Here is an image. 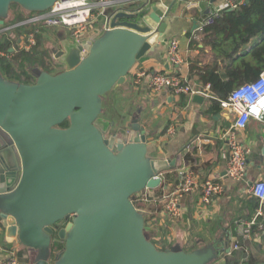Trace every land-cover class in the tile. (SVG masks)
<instances>
[{
    "label": "water",
    "instance_id": "1",
    "mask_svg": "<svg viewBox=\"0 0 264 264\" xmlns=\"http://www.w3.org/2000/svg\"><path fill=\"white\" fill-rule=\"evenodd\" d=\"M56 1L0 0V27L12 5L35 14ZM170 11L159 2L114 13L98 38L54 49L64 70L33 69L30 85L0 74V224L34 264H211L222 254L217 242L190 252L154 246L131 199L158 188L174 162L147 155L136 117L125 139L108 135L102 118L105 95L157 45ZM67 220L53 256V228Z\"/></svg>",
    "mask_w": 264,
    "mask_h": 264
},
{
    "label": "crops",
    "instance_id": "2",
    "mask_svg": "<svg viewBox=\"0 0 264 264\" xmlns=\"http://www.w3.org/2000/svg\"><path fill=\"white\" fill-rule=\"evenodd\" d=\"M128 1L125 7L129 10L144 3L143 0ZM238 1L245 3V0ZM159 2L171 7L165 18L167 28L163 36L130 71L124 85L110 92L112 97L117 96L118 100L125 102L123 122L127 127L130 119L136 117L145 130L147 155L152 159L174 162L172 168L160 174L162 182L158 188L140 193V198H146L145 202L139 201L144 205L141 213L147 220L146 231L164 246L178 245L189 252L217 242L222 254L214 264H225L228 258L231 264H264V233L254 232L251 238L245 239L236 228L240 220H251L257 208V202L245 191V185L258 180L264 182V120H251L238 134L240 142L249 148L250 155L246 164V183L232 184L225 174L229 155L222 134L232 124L233 117L222 109L215 112L209 101V90L206 86H197L191 72L193 66L202 69L213 63L211 49L198 27L216 10L220 0H154L149 5ZM106 23L104 18L99 19L94 24V34L103 33ZM37 38L42 47L50 50L53 60L56 59L52 50L60 51L64 44L72 43L68 30L63 28L41 29ZM169 40L180 43L181 63L177 66L167 62ZM56 63L61 65L58 60ZM220 66L222 68L223 63ZM61 67L60 70L56 68L57 73L64 70L63 65ZM137 70L175 75L193 88H199L207 97L199 95L203 100L198 103L189 96L175 97L169 90L154 94L147 83L134 86L132 74ZM119 89L121 91L117 93ZM104 119L109 120L107 116ZM109 121L112 125L113 122ZM168 129L173 130L170 137L166 135ZM183 168L190 170L200 185L212 180L223 183L224 190L209 204L202 203L200 189L183 195L180 200L181 217L172 220L164 213L162 197L178 187ZM158 193L160 197H157ZM0 245L16 252L17 256L19 252L24 253L27 259L18 258L21 264H34V254L30 250L16 239L5 236V224H0ZM234 245L238 250L233 249ZM7 258V254H0V260Z\"/></svg>",
    "mask_w": 264,
    "mask_h": 264
},
{
    "label": "built area",
    "instance_id": "3",
    "mask_svg": "<svg viewBox=\"0 0 264 264\" xmlns=\"http://www.w3.org/2000/svg\"><path fill=\"white\" fill-rule=\"evenodd\" d=\"M154 0H143L145 4H151ZM128 0H58L45 13H35L28 20L20 23L18 26H32L36 28L29 33L26 40L21 43L25 51H29L36 45L37 35L40 30L47 28H63L69 32L70 40L75 45H83L87 41L98 38L103 33L94 34V24L99 19H108L119 11H128L125 6ZM238 0H220L216 10L204 18L198 29L203 31L206 27H212L221 12L242 6ZM111 12L110 15L107 13ZM107 24V23H106ZM108 29L106 25L104 31ZM103 31V32H104ZM42 33V32H41ZM92 34H94L93 37ZM167 62L172 65H179L180 43L176 40L167 42ZM5 57L6 54H1ZM134 86L139 87L147 83L149 90L154 94H160L164 90H169L173 96H206L203 91H197L183 79L165 72H148L137 70L132 74ZM209 89V86H206ZM221 109L233 117V122L226 129L222 136L226 143V150L229 160L226 166L225 174L232 184L246 183L247 158L250 155L249 148L242 144L238 134L242 132L251 120H264V73L259 74L255 81L246 83L231 92L226 100L221 101ZM173 134L172 129H168L166 135L170 137ZM180 184L171 193L162 197L164 203V213L172 220L179 219L180 200L185 194H191L200 189L202 193L201 201L209 204L214 198L223 194V183L207 180L199 184L193 173L183 168L180 172ZM245 191L257 202L254 217L249 220H240L236 223L239 234L245 238H251L254 232L264 233V182L258 180L252 184L245 185ZM138 201L145 202L146 198H139ZM233 249L238 250L237 245ZM0 254H7L8 258L0 260V264H21L16 252L7 250L0 245Z\"/></svg>",
    "mask_w": 264,
    "mask_h": 264
},
{
    "label": "trees",
    "instance_id": "4",
    "mask_svg": "<svg viewBox=\"0 0 264 264\" xmlns=\"http://www.w3.org/2000/svg\"><path fill=\"white\" fill-rule=\"evenodd\" d=\"M242 4L234 11L221 12L214 26L204 28L202 33L211 49L213 63L202 69L196 66L191 69L197 86H209V101L215 112L221 109V101L226 100L236 88L255 81L259 74L264 73V0H249ZM10 10L9 19L0 27V74L7 81L30 85L34 82L33 69L50 72L51 52L40 45L38 38L36 45L28 52L21 47L28 34L36 28L18 25L28 20L33 13H26L15 5ZM107 14L110 15L111 12ZM220 63H223L222 68ZM67 127V122L60 126L63 129ZM160 195L158 193L157 197ZM141 196L142 194H137L131 199L139 212L144 208L138 201ZM146 226L147 220L145 229ZM61 227L56 225L53 228V256L63 247L56 234ZM146 232L149 236V232ZM149 238L160 251L171 247L164 246L150 236ZM18 258L26 260L27 256L19 252ZM231 263L229 258L225 261V264Z\"/></svg>",
    "mask_w": 264,
    "mask_h": 264
},
{
    "label": "rangeland",
    "instance_id": "5",
    "mask_svg": "<svg viewBox=\"0 0 264 264\" xmlns=\"http://www.w3.org/2000/svg\"><path fill=\"white\" fill-rule=\"evenodd\" d=\"M53 52V50H52ZM51 59V68H50V72L53 74H56V68L57 69H61V65H56V60H53V57H50ZM121 90H117V93H119ZM113 93L111 94H106L105 98H104V102H105V112L103 111L102 115H103V119L104 117L107 116V118L109 120H111L113 123L110 127V129L108 130V135L110 134H114L117 138H121V139H125L129 128L127 127V123L123 122V114H124V106H125V102L118 100V97L113 96ZM117 95V94H116ZM121 97V96H120ZM112 99H115V101L113 102ZM147 230V229H146ZM149 236L151 238L152 235L149 233Z\"/></svg>",
    "mask_w": 264,
    "mask_h": 264
},
{
    "label": "flooded vegetation",
    "instance_id": "6",
    "mask_svg": "<svg viewBox=\"0 0 264 264\" xmlns=\"http://www.w3.org/2000/svg\"><path fill=\"white\" fill-rule=\"evenodd\" d=\"M68 220L67 221H64V222H61L60 224H58L59 226H62L61 228H64L66 226V224H68Z\"/></svg>",
    "mask_w": 264,
    "mask_h": 264
}]
</instances>
